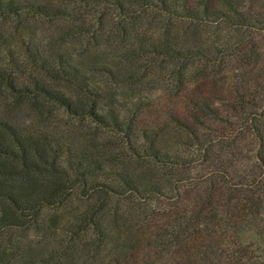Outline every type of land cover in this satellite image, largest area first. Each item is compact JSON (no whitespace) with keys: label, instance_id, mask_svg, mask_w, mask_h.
Segmentation results:
<instances>
[{"label":"trees","instance_id":"obj_1","mask_svg":"<svg viewBox=\"0 0 264 264\" xmlns=\"http://www.w3.org/2000/svg\"><path fill=\"white\" fill-rule=\"evenodd\" d=\"M263 35L264 0H0V264H264Z\"/></svg>","mask_w":264,"mask_h":264},{"label":"rangeland","instance_id":"obj_2","mask_svg":"<svg viewBox=\"0 0 264 264\" xmlns=\"http://www.w3.org/2000/svg\"><path fill=\"white\" fill-rule=\"evenodd\" d=\"M256 3H250V7H254ZM258 5V4H257ZM258 42L261 44V63H262V68L264 69V35L260 37V39L258 40ZM239 65L236 63L232 64V65H227V67L225 68L226 71H224V75L228 74L230 75V82L233 81L234 79V83H230V84H235L237 82V77L234 75L237 72ZM261 68V69H262ZM209 71V70H208ZM215 72V69L213 71V69H210L209 73ZM232 73H229V72ZM229 80H227V82H229ZM225 81V80H224ZM216 83H214L215 85ZM214 85H210L209 88L206 87L205 89L209 90V91H213L215 90V86ZM228 83L226 85V87H228ZM221 86V84H220ZM225 87V86H224ZM152 91L155 97V92L159 91V95L158 98H156V100L159 101V103L167 106L165 110L169 111V108H172L173 105V101L170 100L169 98L164 99V97L161 95L160 91H161V87L160 85H156L155 87H152ZM215 100H217V98H219L218 96L214 97ZM178 102V100H177ZM176 103V101H175ZM224 103V102H223ZM225 103L227 104H232V102L225 100ZM172 104V105H171ZM21 116L19 117V119H24L26 121H31L32 122V117L29 115V113H22L20 114ZM18 118V117H17ZM207 136L210 139H213L214 142L212 144L213 149H214V153L212 156V160L215 161V164L220 163L221 161H226L230 158H235V165H240V164H247L249 163V161H251L253 159V155H254V151H255V143L253 142L252 138L250 137V134L243 131V128L241 127V125H236L235 126V132L231 131V126L226 124L225 122L222 121H216L213 124H211L210 126V130L208 131ZM235 139H239L237 142ZM236 146H235V144ZM237 142V143H236ZM235 148V150H234ZM220 168L221 166H217V168ZM151 229L153 230V225L150 226ZM151 256H150V260L156 264H174L175 261L179 258L178 255L176 254H167V253H160V255H156L152 252Z\"/></svg>","mask_w":264,"mask_h":264}]
</instances>
